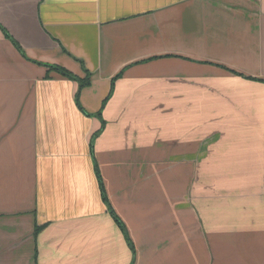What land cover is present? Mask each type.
I'll list each match as a JSON object with an SVG mask.
<instances>
[{"label": "crops", "instance_id": "crops-1", "mask_svg": "<svg viewBox=\"0 0 264 264\" xmlns=\"http://www.w3.org/2000/svg\"><path fill=\"white\" fill-rule=\"evenodd\" d=\"M0 264H264V0H0Z\"/></svg>", "mask_w": 264, "mask_h": 264}, {"label": "trees", "instance_id": "trees-1", "mask_svg": "<svg viewBox=\"0 0 264 264\" xmlns=\"http://www.w3.org/2000/svg\"><path fill=\"white\" fill-rule=\"evenodd\" d=\"M63 71V73L65 74V75H68V76H73L69 71H67V70H62ZM74 77V76H73ZM80 89L82 88V87H84V86H86V85H88L89 84V79H82V80H80ZM115 215V214H114ZM115 217V219L117 220V222L119 223V225L121 226V228H123L124 226H123V224L121 223V221H120V219L118 218V216L117 215H115L114 216Z\"/></svg>", "mask_w": 264, "mask_h": 264}]
</instances>
